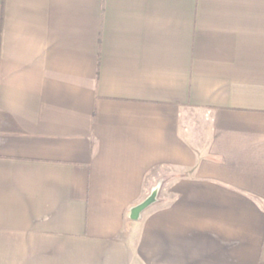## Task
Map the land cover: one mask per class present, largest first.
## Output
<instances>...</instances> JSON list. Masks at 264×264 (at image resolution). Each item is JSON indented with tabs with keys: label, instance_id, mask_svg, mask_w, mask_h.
<instances>
[{
	"label": "crops",
	"instance_id": "crops-1",
	"mask_svg": "<svg viewBox=\"0 0 264 264\" xmlns=\"http://www.w3.org/2000/svg\"><path fill=\"white\" fill-rule=\"evenodd\" d=\"M0 264H264V0H0Z\"/></svg>",
	"mask_w": 264,
	"mask_h": 264
},
{
	"label": "water",
	"instance_id": "water-1",
	"mask_svg": "<svg viewBox=\"0 0 264 264\" xmlns=\"http://www.w3.org/2000/svg\"><path fill=\"white\" fill-rule=\"evenodd\" d=\"M159 191V185L152 188L150 194L144 198L141 202L130 208L128 213V219L130 221H138L141 218V214L150 206L157 202V196Z\"/></svg>",
	"mask_w": 264,
	"mask_h": 264
}]
</instances>
